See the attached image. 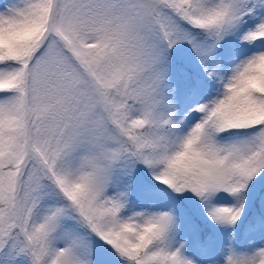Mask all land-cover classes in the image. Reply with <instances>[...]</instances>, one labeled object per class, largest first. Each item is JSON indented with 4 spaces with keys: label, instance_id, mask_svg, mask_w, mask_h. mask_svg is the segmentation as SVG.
I'll return each mask as SVG.
<instances>
[{
    "label": "snow or ice",
    "instance_id": "obj_1",
    "mask_svg": "<svg viewBox=\"0 0 264 264\" xmlns=\"http://www.w3.org/2000/svg\"><path fill=\"white\" fill-rule=\"evenodd\" d=\"M0 264H264V0H0Z\"/></svg>",
    "mask_w": 264,
    "mask_h": 264
}]
</instances>
